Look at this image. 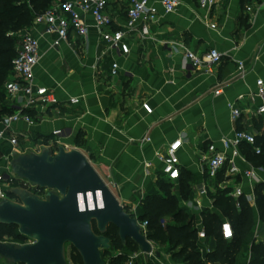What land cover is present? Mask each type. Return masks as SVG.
<instances>
[{
    "label": "crops",
    "instance_id": "crops-1",
    "mask_svg": "<svg viewBox=\"0 0 264 264\" xmlns=\"http://www.w3.org/2000/svg\"><path fill=\"white\" fill-rule=\"evenodd\" d=\"M130 1L107 0L106 10L112 20L108 29L124 27ZM149 4L157 9L158 20L150 26L149 36H140L139 23L128 33L127 53L102 41L90 14L82 15L90 25L86 36L70 32L68 39L56 46L53 36L43 35L32 24L29 31L40 44L34 84L49 89L59 104L28 110L33 112L30 116L34 123L18 121L9 135L17 138L19 152L30 147L38 152L42 141L51 146L54 130L64 129L66 137L60 141L88 157L130 213L139 212L151 191L164 194L158 183L166 182L180 204L178 210L188 214L192 228L205 231L206 238L197 237L196 242L202 254L216 249V239L207 234L202 213L216 214L220 223L229 220L215 207L214 198L220 191L231 197L233 189L240 187L252 208L253 231L242 240L234 264H248L252 243L264 242V221L256 212L254 196L255 184L264 185V169L251 164L242 152L247 164L238 162L239 167L252 165L256 181L242 174L228 176L225 170L208 178L204 174V158L208 145L220 149V139L231 137L237 129L264 138V116L254 114L259 104L256 81L264 82V0H222L211 8L200 7L197 0H180L170 13L164 12L161 0H149ZM185 48L198 54L216 49L222 54L221 62L211 72L193 69L184 57ZM238 62L243 63V72ZM113 63L118 66L116 75H111ZM10 78L15 76L11 74ZM238 96L243 99L238 101ZM72 98L77 102L71 103ZM230 102H236L241 111L235 122L230 118ZM142 103H148L151 113L142 108ZM7 104L14 112V103ZM78 134L81 140L76 145ZM143 137L150 140L139 143ZM178 137L183 140L178 153L180 178L171 182L161 176L156 153L164 152ZM10 151L5 139L0 154ZM9 162L10 158H0L3 174L7 173ZM184 180L189 188L186 196L181 187ZM202 188L205 195L200 194ZM231 199L235 204V199ZM158 251L160 256L154 255L153 259L159 264H184L174 259L170 251ZM124 252L127 258L131 254V250Z\"/></svg>",
    "mask_w": 264,
    "mask_h": 264
},
{
    "label": "built area",
    "instance_id": "built-area-1",
    "mask_svg": "<svg viewBox=\"0 0 264 264\" xmlns=\"http://www.w3.org/2000/svg\"><path fill=\"white\" fill-rule=\"evenodd\" d=\"M202 8H211L218 5L222 0H197ZM161 4L165 13L176 10L180 5V0H161ZM107 0H53L47 8L33 20V25L39 27L43 35L53 36V45H59L66 41L70 32L78 36H86L89 24L82 18L83 14H90L93 20V26L97 29L100 38L110 47L127 53L129 48L126 42L128 33L139 25L138 31L142 38L150 35V26L157 22L158 11L149 4V0H131L126 10L127 21L121 29H108L111 25V17L107 13ZM214 27V25H212ZM18 48L16 55L11 61V73L15 78H9L5 85V95L8 101L14 103L16 109L10 115H6L0 119V145L7 139L11 146V151L1 157L10 158L13 151L19 152V142L16 137L9 135L12 125L18 121H23L28 125H32L33 118L25 111L30 109H42L59 104L56 96L46 87L34 84V68L39 60V39L31 31L25 30L18 34ZM184 57L193 69H202L211 72L213 67L221 62L222 54L216 49H209L204 53H196L188 48L184 49ZM117 64L113 63L111 75H116ZM240 72H243V63L238 62ZM219 91H215L217 94ZM255 96L259 99L256 107L255 115L264 116V82L261 79L256 81ZM243 96H238L240 101ZM71 103L77 102V99H70ZM142 108L151 113L148 103H142ZM230 110V118L235 122L240 116V109L236 102L228 103ZM9 135V136H8ZM66 137L64 129H56L51 134V146L48 143L41 142V146H50L56 148L58 144L63 145L66 149L69 145L62 143L60 140ZM150 140L149 137L138 139L139 143H145ZM221 148L218 149L214 144L207 146L208 155L205 159L204 174L208 178L216 177L222 170L226 175L235 176L242 174L249 180H257L255 168L248 164L245 169H240L238 162L246 163L247 160L242 154V145H249L253 148L255 154L260 153V148L256 146V134L247 130H235L231 137H223L220 139ZM37 144H34L36 146ZM183 146V140L176 138L170 142L164 152L156 153L157 160L161 163V176L168 181L174 182L180 178V159L179 150ZM33 149V147H30ZM28 150V148L26 149ZM10 178L5 180L6 174L0 171V198H9L15 202L20 199L14 195L8 194V191L14 187L26 189L31 193L44 198V190L29 182L18 179L13 176L9 166L5 167ZM20 184H18V182ZM201 195L206 194V190H200ZM243 192L240 187H235L230 196L235 199L236 207H239V198ZM253 198V196L251 195ZM248 198V197H247ZM248 200H250L248 198ZM134 214V213H133ZM135 216V215H134ZM142 228V232L147 234V220H138ZM220 234L224 240H231L234 231L229 220H223L220 224ZM199 239H205L206 234L203 229L197 232ZM30 242V240L28 241ZM151 242V241H150ZM152 243V242H151ZM142 254L137 248L131 251L126 264H134L137 257Z\"/></svg>",
    "mask_w": 264,
    "mask_h": 264
},
{
    "label": "water",
    "instance_id": "water-1",
    "mask_svg": "<svg viewBox=\"0 0 264 264\" xmlns=\"http://www.w3.org/2000/svg\"><path fill=\"white\" fill-rule=\"evenodd\" d=\"M9 168L14 177L48 191L40 198L14 187L8 194L20 202L0 198V224L14 225L17 235L30 240L24 244L0 241L4 264H68L67 246L75 249L83 264H106L102 253L112 248L106 236L111 225L123 245L130 240L145 256H160L137 217L124 209L77 148L59 145L55 151L50 146H41L38 152L13 151Z\"/></svg>",
    "mask_w": 264,
    "mask_h": 264
},
{
    "label": "trees",
    "instance_id": "trees-1",
    "mask_svg": "<svg viewBox=\"0 0 264 264\" xmlns=\"http://www.w3.org/2000/svg\"><path fill=\"white\" fill-rule=\"evenodd\" d=\"M52 1L0 0V119L13 112L12 107L7 104L4 85L12 74L11 61L16 55L17 34L29 30L34 18L41 14ZM25 112L29 115L33 113L28 110ZM80 140L81 134H78L75 140L76 145L80 143ZM45 142L47 141L45 140ZM256 146L260 148L259 154H255L253 148L249 145H242L241 150L251 164L264 169L263 137H256ZM158 185L164 194L161 195L159 191H151L145 197L139 212L133 214L140 221L147 220V238L154 242L167 243L172 257L182 261L184 264H234L242 240L253 231V212L245 198L243 196L239 198L240 206L237 208L232 202L231 197L226 195V191L217 193L214 198V205L229 219L234 236L231 240H224L220 234L221 223L218 216L211 212H203L202 219L206 232L215 237L216 249L213 252L202 254L196 243V229L192 228L188 214L183 209H177V211L172 209L176 207L177 201L171 194L169 184L162 181ZM181 187L183 195L186 196L189 188L185 180L182 182ZM254 196L256 207L259 208V216L264 221L263 183L255 184ZM170 209L172 211L169 213ZM166 214H170L177 225L166 223L163 226L158 225L156 227L158 220ZM106 236L110 238L113 250L117 252L116 254H112L110 251L102 253V258L103 256L109 257L105 261L106 264H126L128 258L124 250L134 251L137 249V246L130 240L123 245L118 237L117 229L112 225L108 227ZM4 238L25 239L16 234V227L14 225L0 224V241H3ZM70 254L71 260L74 262L76 257L72 254L71 250ZM248 264H264V242L252 243L251 257Z\"/></svg>",
    "mask_w": 264,
    "mask_h": 264
},
{
    "label": "rangeland",
    "instance_id": "rangeland-1",
    "mask_svg": "<svg viewBox=\"0 0 264 264\" xmlns=\"http://www.w3.org/2000/svg\"><path fill=\"white\" fill-rule=\"evenodd\" d=\"M18 44V43H17ZM11 77V75L8 77V79ZM263 140V139H261ZM6 173V172H5ZM103 180L105 182H108V179L106 178V176H102ZM18 182V181H17ZM18 184H20V182H18ZM109 184V183H108ZM111 186V185H110ZM48 190H44V193H46ZM171 191V190H170ZM180 204L179 202H177L176 204V207L175 208H172V209H175L177 211V209L179 208ZM172 209H170L169 213L172 211ZM256 212L258 213L259 215V208L257 207L256 209ZM168 213V212H167ZM172 222H175V220L172 219L171 215L170 214H166L163 218H160L158 220V223L156 225V227L158 225H165L166 223H172ZM154 228V227H153ZM4 242H13V243H18V244H24L26 242L29 241V239L25 238L24 240H21V239H13V238H4L3 240ZM69 246H67L68 248ZM154 249L156 250H160L162 252L164 251H170L169 249V245L167 243H162V242H154ZM70 250L72 252L73 255H75V260L74 262L71 260V254H70ZM113 251V247L111 248L110 250V253ZM171 252V251H170ZM154 255L151 257V260L149 259L150 257H145V255L143 254V256L141 255L138 260H137V263L136 264H159L158 262H156L154 259H153ZM108 256H103V259L104 261H107L108 260ZM67 260H68V264H83L82 263V260L80 258V256L78 255V253L75 251V249H70V247L68 248V253H67ZM0 264H4L1 260H0ZM17 264V263H15Z\"/></svg>",
    "mask_w": 264,
    "mask_h": 264
}]
</instances>
